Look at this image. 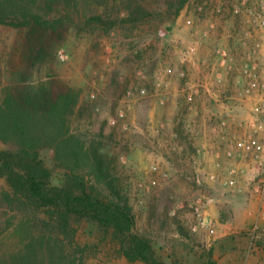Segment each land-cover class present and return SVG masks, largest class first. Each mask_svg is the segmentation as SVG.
Returning <instances> with one entry per match:
<instances>
[{
    "label": "rangeland",
    "instance_id": "374dc122",
    "mask_svg": "<svg viewBox=\"0 0 264 264\" xmlns=\"http://www.w3.org/2000/svg\"><path fill=\"white\" fill-rule=\"evenodd\" d=\"M203 3L68 0L41 11V25H0V103L7 89H81L72 131L128 200L133 234L167 264H245L264 249V232L249 236L264 227V203L252 211L259 203L252 188L264 176V29L257 26L264 4L247 0L235 15L230 4L217 13L215 0L199 13ZM250 139L259 153L246 151ZM14 156L0 142V250L9 223L31 212L5 197L16 198L5 164L23 172ZM53 156L43 150L38 159L60 187L68 179ZM231 178L234 185L224 186ZM196 202L214 234L193 231ZM72 225L86 264H142L124 258L125 238L89 219Z\"/></svg>",
    "mask_w": 264,
    "mask_h": 264
},
{
    "label": "trees",
    "instance_id": "16d2710c",
    "mask_svg": "<svg viewBox=\"0 0 264 264\" xmlns=\"http://www.w3.org/2000/svg\"><path fill=\"white\" fill-rule=\"evenodd\" d=\"M66 1L0 0V25H41V11L62 7ZM65 20L57 19L49 29L57 31ZM81 93L72 86L56 92L43 87L22 94L10 89L4 93L0 103V142L16 153L11 163L23 166V172H18L10 163L5 164L16 198L5 197L10 204H27L31 212L9 223V243L0 250V264H86L87 247L82 248L76 240L74 219H89L107 232L112 231L116 240L125 238L121 243L128 246L124 250L123 245L128 262L167 264L147 240L133 234L135 222L128 200L114 186L97 151L73 133L70 118ZM43 150L51 151L54 162L65 171V185L50 184L48 168L38 159ZM101 186L107 195L103 196ZM24 199L26 202H20Z\"/></svg>",
    "mask_w": 264,
    "mask_h": 264
},
{
    "label": "built area",
    "instance_id": "2783aa9c",
    "mask_svg": "<svg viewBox=\"0 0 264 264\" xmlns=\"http://www.w3.org/2000/svg\"><path fill=\"white\" fill-rule=\"evenodd\" d=\"M201 1L204 3L201 5L199 4V6L197 7V11L199 13H204L205 2H207L208 4L210 2L212 4L213 0H201ZM246 2H247V0H215L214 7H215L217 13H221L222 12L221 8H223L225 6L227 7L230 4V7L232 9V14L238 15L239 13H241V7L243 5H245ZM260 3L263 5L264 1L260 0ZM224 10L225 9H223V11ZM248 10L249 9H247V8L245 9L246 12ZM249 11H251V10H249ZM257 26L260 29H264V13L263 12L259 15ZM250 76L252 78H256L255 75L250 74ZM256 87H257L256 81L252 80V82L250 83V89H254ZM244 147H245L247 152H254V153L258 152L259 153L261 150V145L255 139H250ZM232 175H233V172H232ZM263 175H264V173H263ZM227 185H229V186L234 185V181L232 178L229 179L228 182L224 183V186H227ZM257 192L260 193L262 196H264V176L258 180ZM191 208H192L193 213L197 219V226H195L193 228V231L197 232V230H200L201 228H203V229L208 230L210 232V234H214L215 230L210 225V222H209L207 216L205 215V213L203 211V207L200 204V202L194 203L193 205H191ZM261 231L264 232V227L256 225L251 229V233L249 234V236H252V238L256 237V239H260L259 235H260ZM250 254H248L247 258L250 256Z\"/></svg>",
    "mask_w": 264,
    "mask_h": 264
},
{
    "label": "crops",
    "instance_id": "0c3cea01",
    "mask_svg": "<svg viewBox=\"0 0 264 264\" xmlns=\"http://www.w3.org/2000/svg\"><path fill=\"white\" fill-rule=\"evenodd\" d=\"M252 192L254 194L255 200L257 201L258 199L259 201V203L253 202V200L251 199V201L254 203V205L252 206V211L256 212V210H258L259 208V204L264 203V196L257 192V186L252 188ZM262 239H264V235L262 236ZM248 254H250V252H248ZM251 257L252 259L250 258V260L247 261L245 264H264V249L262 248L259 250H255Z\"/></svg>",
    "mask_w": 264,
    "mask_h": 264
}]
</instances>
